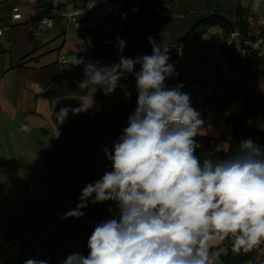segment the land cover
<instances>
[{"label": "crops", "instance_id": "obj_1", "mask_svg": "<svg viewBox=\"0 0 264 264\" xmlns=\"http://www.w3.org/2000/svg\"><path fill=\"white\" fill-rule=\"evenodd\" d=\"M66 2L71 7L79 5V1ZM14 3H18L25 22L0 36V264H21L29 259L63 264L74 252L88 255V238L97 223L118 218L119 210L113 201L89 202L82 209L81 218L65 215L76 209L81 190L88 183L112 169L103 149L112 150L114 141L127 127L137 95H105L102 89L92 87L78 90L76 75L60 71L57 56L94 52L101 66L110 65L120 50L118 37L126 47L152 33L160 34L165 43L179 41L186 34H171L168 25L155 21L159 14L152 8L127 16L129 20L120 14L112 15L106 22L86 30L83 36L60 19L49 29L34 25L30 30L27 21L44 16L46 7L39 0H6L0 4V21L9 19ZM229 3L247 22L250 36L257 37L264 31V0L259 1L256 9L252 0ZM87 20L83 17V21ZM211 32L224 34L217 27ZM95 42L100 44L99 51L91 47ZM211 51L209 46L203 49L200 58L186 71L173 64L176 72L196 75L202 66L214 61ZM239 51L240 46H234L231 53L238 56ZM260 57L264 59V45ZM241 90L236 83L220 85L211 121L203 126L200 135L210 138L218 151L231 148L235 154L240 142L247 139L264 147V117L239 125L229 121L242 113L250 92L264 98V86ZM91 95L93 106L77 115L69 113L65 122L58 125L57 137L55 113L65 106L80 107L79 99L87 105ZM20 124L27 125L29 132L21 131ZM261 260L264 243L255 254V261Z\"/></svg>", "mask_w": 264, "mask_h": 264}, {"label": "clouds", "instance_id": "obj_2", "mask_svg": "<svg viewBox=\"0 0 264 264\" xmlns=\"http://www.w3.org/2000/svg\"><path fill=\"white\" fill-rule=\"evenodd\" d=\"M117 40L122 51L125 42ZM148 42L151 55L121 56L116 64L101 66L75 54L64 62L66 68L84 65L80 89L100 88L109 95L127 87L122 78L133 76L138 95L127 127L112 150L103 149L112 170L88 183L76 209L65 215L81 218L89 202L113 201L118 218L97 223L88 255L74 252L63 264H218L224 249L216 245L228 238L234 253L264 243V147L247 139L233 156L201 162L195 137L203 133L204 121L190 94L181 91L184 85L166 83L178 75L169 48L153 37ZM88 99L87 105L79 99L80 107L55 113L57 137L69 113L93 106V95Z\"/></svg>", "mask_w": 264, "mask_h": 264}, {"label": "built area", "instance_id": "obj_3", "mask_svg": "<svg viewBox=\"0 0 264 264\" xmlns=\"http://www.w3.org/2000/svg\"><path fill=\"white\" fill-rule=\"evenodd\" d=\"M5 1L0 0V4ZM154 1L159 0H86L83 4L69 7L66 0H55V2L46 7V14L44 16L29 20L26 25L30 30H33L34 25H38L41 29H49L53 26L55 20L60 19L67 24H71L78 34L83 36L86 30L93 29L97 23L106 22L112 15L120 14L124 17L136 16L140 14L144 7ZM252 1V6L256 9L260 0ZM83 17H88V20L83 21ZM24 22L25 20L18 3L12 4L9 19L7 21H0V36L3 35L5 30H10ZM261 25H264V21H261ZM212 29L199 30L184 40L171 43H165L162 36L158 33L149 34L141 41L132 42L130 45L124 47L122 51H117L110 65L119 63L121 56L135 59L138 56L151 55L152 45L148 42V37H153L157 43H163L164 46L168 47L169 63L181 65L184 71L197 61L201 56L202 50L209 46L214 58L212 63L202 66L194 76L184 72L174 80L166 81L169 87L178 84L184 85L181 91L190 94L191 105L200 113V118L204 121L203 126H206L211 121L220 85L236 83L238 88L242 89L241 92L251 91L257 85L264 86V77L252 75L255 67L254 64H250L247 61L249 52L242 47L241 37L238 32L219 35L211 32ZM243 45L251 48L252 51H256L257 57H260L261 46L264 45V42L261 39H257L254 43L244 42ZM234 46H240L238 56L231 53ZM91 47L93 50H100L98 42L93 43ZM72 55L59 54L56 58V65L60 71L74 73L77 77L75 88L84 90L78 87V82L84 78V65L65 67L64 62L70 59ZM75 55L84 57L86 62L97 61V55L94 52ZM136 70H139V65L136 66ZM121 84H126L127 87H118L109 95L116 92H134L138 95L133 76H128L127 79L122 78ZM19 129L23 132H29V127L25 124H20Z\"/></svg>", "mask_w": 264, "mask_h": 264}, {"label": "trees", "instance_id": "obj_4", "mask_svg": "<svg viewBox=\"0 0 264 264\" xmlns=\"http://www.w3.org/2000/svg\"><path fill=\"white\" fill-rule=\"evenodd\" d=\"M41 5L47 7L48 5L43 3V0H39ZM79 1V5L83 4L86 0H73ZM162 3V4H161ZM160 4L161 7L163 5V1H154L144 7L140 13L149 10L152 5ZM219 28L224 31V34H229L230 32H238L241 37L242 47L245 48L249 52L248 63L254 64L255 70L252 75H262L264 71H260L259 69L264 68V59L261 57H257V52L252 51L251 48L244 46V42L254 43L257 39H261L264 42V31H261L257 37H252L248 33V24L244 21L239 13V10H235V14L233 18H228L220 15L219 13L208 14L201 19H199L196 24L186 33V35L181 39L184 40L190 35L195 33V30L199 28L201 31H205L208 28ZM255 117H264V98L253 95L251 92L247 95L244 109L241 114L232 116L229 118V121L234 122L236 124H242L247 121L252 120ZM195 140L198 142L199 147L195 150V155L203 162L204 159L211 158L214 161L219 159H226L234 155L231 148L227 151H218L213 143V141L201 135H197ZM218 248H223L224 251L220 256V260L218 264H242L244 262H248L249 264H264V260L260 262L255 261V254L258 252L259 247L254 248L250 252H244L241 250L239 253H234L232 251V241L231 238L226 239L217 246ZM25 261H21V264H25ZM10 264V263H6Z\"/></svg>", "mask_w": 264, "mask_h": 264}, {"label": "rangeland", "instance_id": "obj_5", "mask_svg": "<svg viewBox=\"0 0 264 264\" xmlns=\"http://www.w3.org/2000/svg\"><path fill=\"white\" fill-rule=\"evenodd\" d=\"M160 4L152 5V9L158 12L155 21L162 26L170 27L171 34L179 36L186 34L198 21V18L217 11L220 15L233 18L235 12L230 6L229 0H162ZM162 4V3H161ZM71 7V5H69ZM176 17V19H174ZM129 20L130 18H125ZM199 28L195 30L198 32ZM173 35V36H174ZM264 70V68H261ZM246 264V263H243Z\"/></svg>", "mask_w": 264, "mask_h": 264}, {"label": "water", "instance_id": "obj_6", "mask_svg": "<svg viewBox=\"0 0 264 264\" xmlns=\"http://www.w3.org/2000/svg\"><path fill=\"white\" fill-rule=\"evenodd\" d=\"M43 2H44L45 4H50V3H51V0H43Z\"/></svg>", "mask_w": 264, "mask_h": 264}]
</instances>
